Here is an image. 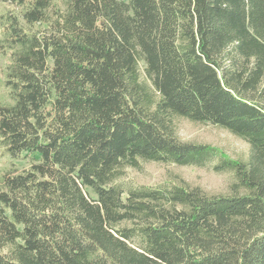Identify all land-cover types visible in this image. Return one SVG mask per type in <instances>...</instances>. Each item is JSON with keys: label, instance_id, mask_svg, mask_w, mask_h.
Segmentation results:
<instances>
[{"label": "trees", "instance_id": "obj_1", "mask_svg": "<svg viewBox=\"0 0 264 264\" xmlns=\"http://www.w3.org/2000/svg\"><path fill=\"white\" fill-rule=\"evenodd\" d=\"M0 264H264V0H4ZM250 145L182 142L175 120ZM140 162L231 173V194L127 186Z\"/></svg>", "mask_w": 264, "mask_h": 264}, {"label": "rangeland", "instance_id": "obj_2", "mask_svg": "<svg viewBox=\"0 0 264 264\" xmlns=\"http://www.w3.org/2000/svg\"><path fill=\"white\" fill-rule=\"evenodd\" d=\"M127 1V0H126ZM57 8L63 10V1L54 0ZM22 7L12 5L0 0V18L7 17L10 13L19 15ZM4 34L0 27V42H3ZM11 63V54L0 47V106L11 104L10 91L5 85V74ZM177 135L182 142L209 145L218 150L224 158L246 161L250 155V145L242 138L228 130L211 125L198 123L185 118L175 120ZM40 157L35 153H23L21 158L12 157L0 143V183L3 175L7 172L20 173L37 163ZM140 169L127 168L125 176L120 180L127 186L154 187L163 183L187 184L198 187L209 195L231 194L233 175L231 173H215L211 166H177L166 165L157 162H140Z\"/></svg>", "mask_w": 264, "mask_h": 264}]
</instances>
